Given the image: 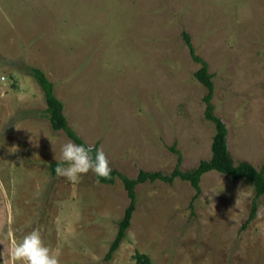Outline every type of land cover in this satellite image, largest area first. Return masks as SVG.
Here are the masks:
<instances>
[{"label": "rangeland", "instance_id": "obj_1", "mask_svg": "<svg viewBox=\"0 0 264 264\" xmlns=\"http://www.w3.org/2000/svg\"><path fill=\"white\" fill-rule=\"evenodd\" d=\"M213 75L215 113L235 162L264 171V0H0V252L34 229L60 264H264V195L217 171L136 186L137 206L110 260L129 198L120 178L53 173L69 138L52 130L41 68L70 126L112 169L169 174L212 156L214 124L183 33Z\"/></svg>", "mask_w": 264, "mask_h": 264}, {"label": "trees", "instance_id": "obj_2", "mask_svg": "<svg viewBox=\"0 0 264 264\" xmlns=\"http://www.w3.org/2000/svg\"><path fill=\"white\" fill-rule=\"evenodd\" d=\"M183 38L189 47L190 54L194 61L200 64V67L195 72V78L204 86L205 95L203 97L205 102V117L211 121L215 126V134L212 141V156L209 159H204L192 169L182 170L180 164L182 162V155L178 149L171 147V150L177 154V165L169 174L161 171H147L140 169L135 178H130L116 169H112V173L108 178L98 179L101 183L113 184L117 178H120L127 196L129 203L124 210L122 219L118 222V230L114 240L112 241L108 252L105 255L106 260H110L114 252L118 249L121 242L125 239L127 230L131 225V219L137 206V192L136 186L146 182H154L160 180L172 184L176 178L188 181L195 190L192 197L190 207L193 208L194 201L200 196L201 176L209 171H217L229 176L232 180L247 179L252 183L255 189V196L252 199L250 213L247 220L241 226L245 229L247 225L254 219L257 213V207L260 197L264 195V171L256 169L251 163L246 161L235 162L228 145V128L223 119L215 113V105L212 102L214 96V82L213 75L209 71L208 63L200 57L192 45L191 38L188 33H183ZM29 72L38 81L46 101L45 113L50 122L52 130L56 132H64L66 136L75 141L76 143L85 142L83 138L70 126L68 118L64 113L65 104L57 97L55 93V84L50 81L45 72L35 66H27ZM98 147V144H95ZM57 163H50L53 173ZM134 259L137 264H152L148 255L141 252L134 254Z\"/></svg>", "mask_w": 264, "mask_h": 264}, {"label": "clouds", "instance_id": "obj_3", "mask_svg": "<svg viewBox=\"0 0 264 264\" xmlns=\"http://www.w3.org/2000/svg\"><path fill=\"white\" fill-rule=\"evenodd\" d=\"M90 171L98 179L110 177L112 167L108 155L102 147L98 148L86 142L76 143L69 139L62 145L61 159L55 168L56 175L77 183ZM7 255L6 262L4 251L0 252V264H60L59 252L45 244L39 229H34L22 239L14 241Z\"/></svg>", "mask_w": 264, "mask_h": 264}]
</instances>
